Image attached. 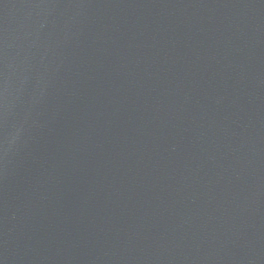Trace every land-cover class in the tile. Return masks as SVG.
Listing matches in <instances>:
<instances>
[{
  "label": "water",
  "instance_id": "obj_1",
  "mask_svg": "<svg viewBox=\"0 0 264 264\" xmlns=\"http://www.w3.org/2000/svg\"><path fill=\"white\" fill-rule=\"evenodd\" d=\"M0 264H264V0H0Z\"/></svg>",
  "mask_w": 264,
  "mask_h": 264
}]
</instances>
